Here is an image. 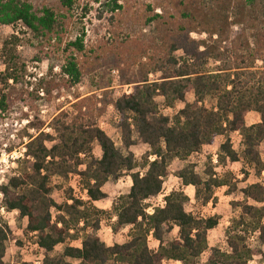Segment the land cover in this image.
<instances>
[{"label":"trees","instance_id":"16d2710c","mask_svg":"<svg viewBox=\"0 0 264 264\" xmlns=\"http://www.w3.org/2000/svg\"><path fill=\"white\" fill-rule=\"evenodd\" d=\"M92 5L102 8L100 14L109 13L113 46L117 43L111 54L96 55L94 62L83 36L69 38L72 26L89 15ZM16 24L29 32L39 62L61 61L60 90L78 86L104 60L109 69L130 73L125 85H132L130 95L114 101L102 91L106 86L99 89V96L75 97L68 103L69 111L61 107L50 124L52 135L29 137L18 173L2 189L6 211L18 212L27 221L26 232L35 234L44 253L41 264H70L67 260L79 264H163L165 260L251 264L261 252L251 250L249 236L257 234L264 250V182L242 191L252 204L238 206L240 214L226 232V252L209 248L207 242L218 218L200 219L186 213L188 198L182 191L171 192L164 198V207L155 208L151 215L146 213L145 202L161 193L172 161L186 162L217 138H224L217 166L238 162L229 140L235 132L242 138V160L257 175L263 171L258 147L264 141V0H0V25ZM151 26L152 34L143 35L141 31ZM192 34L205 38L192 40ZM11 41L16 47L15 36L5 44ZM4 58L0 112L18 105L32 111V101L17 88L21 68L16 58L9 53ZM210 63L212 69L207 68ZM156 73L160 77L151 83L148 76ZM190 95L192 102L187 101ZM156 98H162L168 109L177 104L183 108L169 118L158 112ZM206 99L214 104L207 107ZM108 106L118 117L126 155L100 129L98 122ZM250 113L259 116V123L246 125ZM41 127L42 123L29 125ZM134 137L148 148L141 164L129 153L136 145ZM93 144L99 147V159L92 156ZM214 168L208 158L205 178L191 164L175 177L183 187H192L195 201L206 206L215 203V190L228 186ZM124 174L131 180L129 193L116 199L110 211L98 210L93 204L107 198L104 186ZM69 176L79 178L86 202L70 191L62 204L50 198L53 179L65 182ZM104 220L111 223L113 232L129 228V240L107 247L97 236ZM173 228L178 229V238L165 243L164 234ZM150 235L159 244L155 252L148 247ZM6 240L0 227V264H4ZM75 241L80 242L79 248L65 246ZM60 245L65 246L63 253L52 256ZM205 253H209L207 260L199 262Z\"/></svg>","mask_w":264,"mask_h":264},{"label":"rangeland","instance_id":"374dc122","mask_svg":"<svg viewBox=\"0 0 264 264\" xmlns=\"http://www.w3.org/2000/svg\"><path fill=\"white\" fill-rule=\"evenodd\" d=\"M82 4V2H81ZM93 6V5H92ZM78 10V9H77ZM102 8L94 5L85 18L76 21L72 26L69 38L74 40L76 37L83 36L85 50L94 62V56L107 54L114 51L112 32L109 22V13ZM101 16V17H100ZM153 27H145L141 32L143 35L152 34ZM83 34V35H82ZM15 36L17 45H8L5 43ZM120 37V36H119ZM192 40H200L205 37H198L194 34L190 36ZM9 53L16 58V64L21 68V75L18 90L24 92L25 96L32 101L33 110L30 111L25 105H18L5 113L0 112V195L2 189L14 175L18 173L20 165L25 159L26 145L30 142L29 137H36L39 133L52 135L50 130L51 121L58 114V110L63 107L64 111H69L68 103L74 102L75 97H88L91 95L99 96L100 88L108 86L102 91L107 92L108 100H116L123 95H130L132 85H125V79L130 76V73H121L116 69L106 67L105 60L101 62V66L96 69V73H92L83 78L78 86L69 90H60V68L61 61L58 58L45 59L38 61V50L36 44L32 42L29 32L21 24L14 26L0 25V79L5 71L4 55ZM180 55L177 53L176 56ZM113 55H109V59H113ZM214 65H208V69H212ZM258 66H261L258 64ZM136 70V68H135ZM133 70V72H135ZM127 76L124 78V76ZM160 74H149L148 80L151 83L157 82ZM1 89V81H0ZM128 91L130 93H128ZM188 102L193 101L190 95L187 97ZM157 110L160 114L172 118L175 113L183 108L182 104H177L174 109L165 107L162 98L155 99ZM214 104L210 99H206L205 105L209 107ZM246 125L251 126L259 123V116L256 113H250L245 119ZM42 127L29 128L30 124L40 125ZM101 130L111 139L115 147L126 155V150L122 145L120 131L118 129V117L112 106H108L106 114L99 120ZM136 145L129 149L134 157L136 164H141L142 159L148 152V148L137 143V138L134 137ZM229 140L234 152L238 155L239 161L236 163H228L224 168L218 167L217 163L212 164L214 173L219 178H224L228 182L227 187H223L214 191L215 203H209L206 206L201 205L194 199V189L192 187L183 188L181 183L177 181L175 173L182 170L187 165H193L194 171L205 178L204 174L207 171L208 158L213 159L219 152V147L224 142V138H217L211 146L204 147L200 153L192 155L186 162L174 160L169 165L170 175L164 180V191H182L188 198L185 204V211L195 218L206 219L210 217L218 218V225L207 235L209 248L219 249L221 252L227 251L226 232L233 221L240 214L239 205L252 204L247 201L242 191L253 184H261L264 182V141L258 147L260 161L263 164V171L257 175L253 167H248L242 160V138L238 133L229 135ZM47 147L51 146L46 144ZM92 156L99 159L101 156L97 144L92 145ZM149 160H153L150 158ZM131 182L127 174L122 175L119 180H110L103 188V192L107 198L95 204L98 210L110 211L113 202L121 196L129 193ZM71 195L81 201L86 202L85 193L81 190L80 180L76 176H69L67 181H62L59 178L53 179L51 183L50 198L57 204H62L67 197ZM161 199L156 198L149 201L146 206H157ZM4 196H0V227L3 228L7 235L5 242V252L3 256L4 264H37L42 262L44 253L36 244L35 234L26 232L27 221L21 218L18 212H7L4 206ZM52 215L55 211L52 210ZM97 236L107 247L115 244L122 245L129 240V228H122L117 232H113L111 223L104 220L99 227ZM164 242L169 243L178 238V229L173 228L171 231L164 234ZM248 244L251 250L260 251L261 253L254 256L251 264H264V250L261 249L257 240V234L249 236ZM65 246L80 247V242L75 241L67 243ZM65 246H57L52 256H58L63 253ZM157 242L152 238L148 240V247L152 251H157ZM209 253L203 254L199 262L204 263L208 258ZM70 264H79L76 260H67ZM164 264H176L174 261H165Z\"/></svg>","mask_w":264,"mask_h":264},{"label":"crops","instance_id":"0c3cea01","mask_svg":"<svg viewBox=\"0 0 264 264\" xmlns=\"http://www.w3.org/2000/svg\"><path fill=\"white\" fill-rule=\"evenodd\" d=\"M249 115V114H248ZM101 129V128H100ZM236 133V132H235ZM150 161H152V160H150ZM211 162L213 163V164H216L217 163V155L216 156H214L213 157V159H211ZM130 179V178H129ZM177 181H179L180 182V180H178V179H176ZM130 182H131V180H130ZM181 183V182H180ZM182 186V185H181ZM183 187V186H182ZM183 188H189V187H183ZM171 192H173V191H171V190H169V191H164V183H163V187H162V191H161V193L156 197V198H159V199H161L160 200V202L162 201V203H159V205H157V206H149V207H147L146 208V213L147 214H149V215H151L152 213H153V210L155 209V208H162V207H164V198L166 197V196H168ZM156 198H153V199H150V200H147L146 202H145V204H147L149 201H152V200H154V199H156ZM104 201V200H103ZM100 202H102V201H100ZM96 203H99V202H96ZM96 203H94L93 205L95 206V204ZM150 239H152V236L150 235L149 237H148V240H150ZM157 242V241H156ZM157 244H158V242H157ZM159 245V244H158ZM158 247V246H157ZM150 249V248H149ZM155 252V251H154ZM165 261H172V260H165ZM164 261V262H165ZM164 262H163V264H164ZM175 262V261H174ZM176 264H179L178 262H175Z\"/></svg>","mask_w":264,"mask_h":264},{"label":"built area","instance_id":"2783aa9c","mask_svg":"<svg viewBox=\"0 0 264 264\" xmlns=\"http://www.w3.org/2000/svg\"><path fill=\"white\" fill-rule=\"evenodd\" d=\"M128 93H130L129 91H128ZM1 196V195H0ZM37 264H40V263H37Z\"/></svg>","mask_w":264,"mask_h":264}]
</instances>
